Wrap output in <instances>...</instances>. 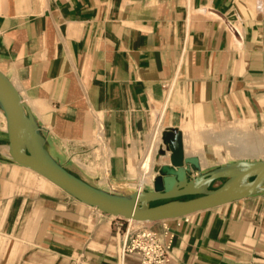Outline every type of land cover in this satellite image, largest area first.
<instances>
[{"label":"crops","instance_id":"obj_1","mask_svg":"<svg viewBox=\"0 0 264 264\" xmlns=\"http://www.w3.org/2000/svg\"><path fill=\"white\" fill-rule=\"evenodd\" d=\"M0 68L54 157L111 192L153 188L169 158L164 130L183 131L202 172L241 158L223 162L197 127L241 120L264 136V0H0ZM31 171L10 156L0 108V264H121L127 227L165 225L174 264H264V192L118 231L114 216Z\"/></svg>","mask_w":264,"mask_h":264},{"label":"water","instance_id":"obj_2","mask_svg":"<svg viewBox=\"0 0 264 264\" xmlns=\"http://www.w3.org/2000/svg\"><path fill=\"white\" fill-rule=\"evenodd\" d=\"M0 108L6 116L9 153L17 163L45 176L82 202L115 217L139 222L180 218L264 192V158L238 159L202 172L200 159L186 155L184 133L164 130L153 188L116 193L92 185L54 157L41 125L22 94L0 68ZM223 183L210 188L217 180ZM184 196H192L182 199ZM164 202L151 205L152 202Z\"/></svg>","mask_w":264,"mask_h":264},{"label":"built area","instance_id":"obj_3","mask_svg":"<svg viewBox=\"0 0 264 264\" xmlns=\"http://www.w3.org/2000/svg\"><path fill=\"white\" fill-rule=\"evenodd\" d=\"M230 31L239 33V29L234 23L227 21ZM169 84H166V87ZM188 219L189 215L184 216ZM118 231H122L125 221H133L121 217H115ZM164 232H159L148 226L139 228L127 227L125 231V239L120 252L121 264L127 254H136L140 260V264H174L172 258L174 233L168 225L164 226Z\"/></svg>","mask_w":264,"mask_h":264},{"label":"rangeland","instance_id":"obj_4","mask_svg":"<svg viewBox=\"0 0 264 264\" xmlns=\"http://www.w3.org/2000/svg\"><path fill=\"white\" fill-rule=\"evenodd\" d=\"M261 130L262 128H254L247 121L241 120L221 126L197 127V131L207 135L206 142L214 144V148L223 162L236 158L263 156L264 136L260 138ZM31 173L37 178H41L38 174L32 171ZM131 222L135 225L138 224L136 221Z\"/></svg>","mask_w":264,"mask_h":264},{"label":"bare ground","instance_id":"obj_5","mask_svg":"<svg viewBox=\"0 0 264 264\" xmlns=\"http://www.w3.org/2000/svg\"><path fill=\"white\" fill-rule=\"evenodd\" d=\"M160 139V131L159 129L157 131H155L153 133V136L151 137V143H150V149H149V152L146 154L145 156V159L143 161V169H142V174L145 176V174H147L148 172L151 171V166H152V160H153V157H154V153H155V150H156V145H157V142L159 141ZM35 172V171H34ZM39 174V173H38ZM142 175V176H143ZM43 178L45 179H48L46 178L45 176L41 175ZM51 181V180H50ZM133 220V219H131ZM135 221V220H133ZM136 222H139V221H136Z\"/></svg>","mask_w":264,"mask_h":264}]
</instances>
